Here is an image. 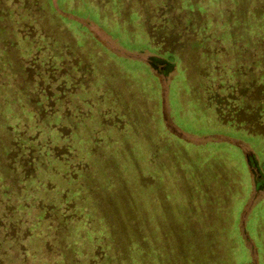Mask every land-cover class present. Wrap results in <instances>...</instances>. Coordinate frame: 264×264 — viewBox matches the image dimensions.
<instances>
[{
	"label": "rangeland",
	"instance_id": "rangeland-1",
	"mask_svg": "<svg viewBox=\"0 0 264 264\" xmlns=\"http://www.w3.org/2000/svg\"><path fill=\"white\" fill-rule=\"evenodd\" d=\"M263 11L0 0V264H264V133L206 100L260 95Z\"/></svg>",
	"mask_w": 264,
	"mask_h": 264
},
{
	"label": "trees",
	"instance_id": "trees-1",
	"mask_svg": "<svg viewBox=\"0 0 264 264\" xmlns=\"http://www.w3.org/2000/svg\"><path fill=\"white\" fill-rule=\"evenodd\" d=\"M144 12H146V11L144 10ZM259 15L264 17V11ZM256 19H258V18L253 17L252 20L255 21ZM147 20H149V18ZM30 26H31V24H30ZM30 26H29V28H30ZM152 26H154V24H152ZM171 26L173 27V25H171ZM247 26L249 27V29L252 30V31L250 30L251 34H253V33L257 34L258 32L256 31L255 27L263 28L264 23H262L260 21V19H258L257 22L251 21L250 24ZM167 35H168V33H167ZM253 41H257V39H255ZM47 53H49V54H47L48 57L52 56L51 50L47 51ZM262 56L264 57V55H262ZM239 57H241V56H239ZM167 58H170V57H167ZM164 59H166V58H164ZM51 63L52 62H50V65L52 67ZM237 73H239V72L237 71ZM66 74H68V73H66ZM219 75L222 76L221 74H219ZM70 76H72V75H70ZM260 76L264 77V72H262L260 74ZM214 78H217V76H214ZM49 79L51 80L50 75H49ZM253 80H256V78ZM253 80H249V81L252 82ZM225 83H226V80L221 77L219 89L213 90L212 87L210 86L206 90V97H207L206 100L208 103H210L211 105H213L217 109L216 114H218L219 119L222 121L229 120V121H231V123H236L237 125L242 124L248 131L264 133L263 128H262L264 124H263V120H262L263 112H262V102H261V99L264 98V88H262L260 90V95L258 97L250 98L248 96L250 94L249 92H247V96L245 95V96H239V97H233V96L230 97V96H226V94H228L230 92H231L230 94H232V91L227 90V87H230V86L225 85ZM54 90H55V88H54ZM54 90L53 91L49 90V93H48L49 97H51V96L55 97L54 94H55V92H58V90L56 89L57 91H55V92H54ZM249 90H254V88L251 86L249 88ZM51 92H54V93L52 94ZM228 100H231V102L236 104L235 108H231L232 113H229L225 110L223 111V109H224L223 106L226 103V101H228ZM228 104H230V103L228 102ZM250 120H252V121H250ZM260 123H261V125H258Z\"/></svg>",
	"mask_w": 264,
	"mask_h": 264
},
{
	"label": "water",
	"instance_id": "water-1",
	"mask_svg": "<svg viewBox=\"0 0 264 264\" xmlns=\"http://www.w3.org/2000/svg\"><path fill=\"white\" fill-rule=\"evenodd\" d=\"M168 64H169V63L167 62V67H163V69H162L164 73L166 72V70L168 69V66L170 65V64H169V65H168ZM162 74H163V73H162Z\"/></svg>",
	"mask_w": 264,
	"mask_h": 264
}]
</instances>
